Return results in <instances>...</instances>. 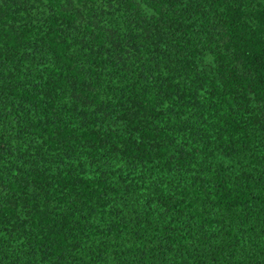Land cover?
<instances>
[{
	"label": "trees",
	"instance_id": "16d2710c",
	"mask_svg": "<svg viewBox=\"0 0 264 264\" xmlns=\"http://www.w3.org/2000/svg\"><path fill=\"white\" fill-rule=\"evenodd\" d=\"M0 264H264V0H0Z\"/></svg>",
	"mask_w": 264,
	"mask_h": 264
}]
</instances>
